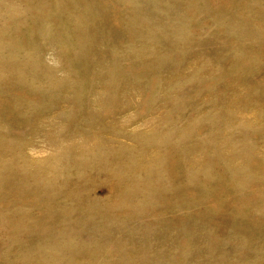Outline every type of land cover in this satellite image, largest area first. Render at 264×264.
<instances>
[{"label":"rangeland","instance_id":"obj_1","mask_svg":"<svg viewBox=\"0 0 264 264\" xmlns=\"http://www.w3.org/2000/svg\"><path fill=\"white\" fill-rule=\"evenodd\" d=\"M0 264H264V0H0Z\"/></svg>","mask_w":264,"mask_h":264}]
</instances>
